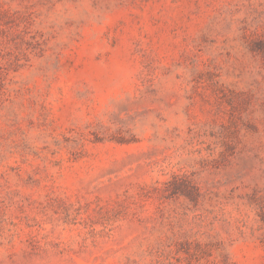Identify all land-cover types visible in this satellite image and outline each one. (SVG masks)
<instances>
[{"label":"rangeland","instance_id":"374dc122","mask_svg":"<svg viewBox=\"0 0 264 264\" xmlns=\"http://www.w3.org/2000/svg\"><path fill=\"white\" fill-rule=\"evenodd\" d=\"M0 264H264V0H0Z\"/></svg>","mask_w":264,"mask_h":264}]
</instances>
